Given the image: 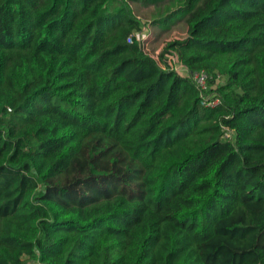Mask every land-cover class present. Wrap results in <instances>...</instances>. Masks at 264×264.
Listing matches in <instances>:
<instances>
[{
  "label": "trees",
  "instance_id": "trees-1",
  "mask_svg": "<svg viewBox=\"0 0 264 264\" xmlns=\"http://www.w3.org/2000/svg\"><path fill=\"white\" fill-rule=\"evenodd\" d=\"M197 2L155 58L127 0H0V264H264V0Z\"/></svg>",
  "mask_w": 264,
  "mask_h": 264
},
{
  "label": "rangeland",
  "instance_id": "rangeland-1",
  "mask_svg": "<svg viewBox=\"0 0 264 264\" xmlns=\"http://www.w3.org/2000/svg\"><path fill=\"white\" fill-rule=\"evenodd\" d=\"M136 17L142 24L140 31H137L135 37L140 42L144 39L149 40V53L157 56L162 46L172 38L184 37L186 33L185 12L181 9L187 7L189 0H127ZM158 1V2H157ZM198 0L197 4H200ZM181 8V9H180ZM173 9L177 10L175 13ZM173 12V13H172ZM165 17L162 22H155L154 19ZM154 20V21H153ZM157 23H159L157 25ZM176 23L175 26H172ZM172 26V27H171ZM175 67V63H172ZM181 73V70L177 69ZM183 75V74H182ZM186 75V73H185ZM220 80L218 83H221ZM217 83V84H218Z\"/></svg>",
  "mask_w": 264,
  "mask_h": 264
},
{
  "label": "built area",
  "instance_id": "built-area-1",
  "mask_svg": "<svg viewBox=\"0 0 264 264\" xmlns=\"http://www.w3.org/2000/svg\"><path fill=\"white\" fill-rule=\"evenodd\" d=\"M128 42L132 41V36L130 35L127 38ZM142 43V48L145 52L149 51L148 45H149V40L146 38L144 39V41L141 42ZM153 56V55H152ZM155 58H157V56H154ZM168 62L171 64L172 67V63H175V67H173L176 70V67L178 65L175 57L173 56H166ZM177 71V70H176ZM186 75H188V71L186 73ZM196 89H198L199 91V95H200V99H201V104L202 105H215L219 102V99L216 98V93L214 92L215 89V84H213L212 86L208 85V80L212 78V76H210L206 71L204 70H199L193 73H189ZM220 77L219 75H217L215 77V82L219 81ZM222 130H223V138H232L233 137V130L226 127V126H222ZM29 264H43L41 262L37 260H34L32 262H30Z\"/></svg>",
  "mask_w": 264,
  "mask_h": 264
},
{
  "label": "crops",
  "instance_id": "crops-1",
  "mask_svg": "<svg viewBox=\"0 0 264 264\" xmlns=\"http://www.w3.org/2000/svg\"><path fill=\"white\" fill-rule=\"evenodd\" d=\"M175 25H176V23L173 24L172 26H175ZM172 26H171V27H172ZM177 69L181 70V73H182L183 75H185V73H187V71H188V70L186 69V67H184V66H182V65H180V64L177 65L176 70H177Z\"/></svg>",
  "mask_w": 264,
  "mask_h": 264
}]
</instances>
